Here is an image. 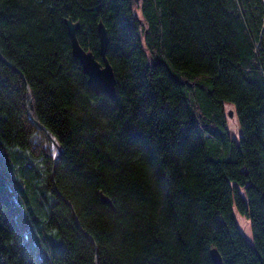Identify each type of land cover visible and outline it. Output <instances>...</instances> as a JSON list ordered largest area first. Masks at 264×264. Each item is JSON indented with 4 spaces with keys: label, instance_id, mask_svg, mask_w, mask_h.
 Masks as SVG:
<instances>
[{
    "label": "trees",
    "instance_id": "trees-1",
    "mask_svg": "<svg viewBox=\"0 0 264 264\" xmlns=\"http://www.w3.org/2000/svg\"><path fill=\"white\" fill-rule=\"evenodd\" d=\"M67 18L99 61L108 29L116 99L89 86ZM213 248L264 264V0H0V264Z\"/></svg>",
    "mask_w": 264,
    "mask_h": 264
},
{
    "label": "water",
    "instance_id": "water-1",
    "mask_svg": "<svg viewBox=\"0 0 264 264\" xmlns=\"http://www.w3.org/2000/svg\"><path fill=\"white\" fill-rule=\"evenodd\" d=\"M65 24L68 28V33L71 39L72 54L82 64L84 72L88 76L89 86L95 92L103 91L107 93L112 99H116L117 78L113 66L111 65L107 57L109 35H108V29L106 28L104 23L102 21L98 23V35L100 41V53H101L102 61L97 60L92 51H87L80 45L77 38V32L80 28V23L74 22L71 18H67L65 19ZM27 113L28 116L49 135V137L57 146V149L60 152L54 159V162L57 163V161L60 159L62 154L61 147L58 145L56 140H54L51 132L32 116L29 107L27 108ZM229 114L230 116H232L233 111H231ZM100 197H101V201L105 205H107L112 209H115V206L109 196L105 195L101 191ZM210 254L215 264H223L222 256L216 248L211 249Z\"/></svg>",
    "mask_w": 264,
    "mask_h": 264
},
{
    "label": "rangeland",
    "instance_id": "rangeland-1",
    "mask_svg": "<svg viewBox=\"0 0 264 264\" xmlns=\"http://www.w3.org/2000/svg\"><path fill=\"white\" fill-rule=\"evenodd\" d=\"M234 106L230 105V104H226L225 105V112L226 114L231 111H233V115L229 116L228 117V120H227V126L228 128L230 129L231 131V134H232V137H236L238 138L240 135H241V129H240V125H239V122H238V119L236 117V115L234 114ZM240 225H241V228L243 229V231L245 232V234H248L249 232V229H248V224L247 222H245V220L241 219L240 220Z\"/></svg>",
    "mask_w": 264,
    "mask_h": 264
}]
</instances>
